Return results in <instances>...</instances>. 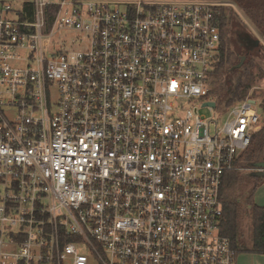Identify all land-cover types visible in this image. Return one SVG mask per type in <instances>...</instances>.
Masks as SVG:
<instances>
[{"label": "built area", "instance_id": "built-area-1", "mask_svg": "<svg viewBox=\"0 0 264 264\" xmlns=\"http://www.w3.org/2000/svg\"><path fill=\"white\" fill-rule=\"evenodd\" d=\"M217 7L0 0V264H236L221 192L264 112L205 106Z\"/></svg>", "mask_w": 264, "mask_h": 264}, {"label": "rangeland", "instance_id": "rangeland-1", "mask_svg": "<svg viewBox=\"0 0 264 264\" xmlns=\"http://www.w3.org/2000/svg\"><path fill=\"white\" fill-rule=\"evenodd\" d=\"M10 1V0H8ZM19 6H21L23 0H16ZM118 3H135L139 1L144 2H161L167 0H113ZM219 7L224 8L229 14L227 26L224 29L225 44L231 50L232 57L230 63L226 66L224 71H221L219 75H212L209 81L210 92L225 91L227 89L229 71L231 67L238 65L242 57H246L245 62L250 65H254V71L257 75L255 84L248 93L256 98L264 107V30H258L253 22L249 19L244 8L254 6L256 8L264 9V0H209ZM65 33H63L64 35ZM70 36V35H69ZM61 37V41H69L73 37ZM59 36H55L48 39V42L57 44L60 39ZM256 41H260V45H255ZM58 50L59 47L57 46ZM79 49V48H78ZM218 93V92H217ZM190 106L188 101H185L184 107ZM194 106L199 107V114L205 119H217L220 114L219 110L210 109L208 107H202L197 103ZM263 114V113H262ZM264 116V114H263ZM262 161V160H260ZM252 170V166L241 165L239 172V181L235 184V195L238 201L241 203L242 215H241V234L240 240L244 241L247 246L252 244V226L251 220L248 215L249 205L255 203L259 206H264V180L248 176L249 171ZM254 197H253V196ZM251 197V198H249ZM248 202L250 204L248 205ZM246 255H253L245 253ZM239 257V255H238ZM252 256H247V264H264V258H255L251 260ZM238 264V258L237 262Z\"/></svg>", "mask_w": 264, "mask_h": 264}, {"label": "trees", "instance_id": "trees-1", "mask_svg": "<svg viewBox=\"0 0 264 264\" xmlns=\"http://www.w3.org/2000/svg\"><path fill=\"white\" fill-rule=\"evenodd\" d=\"M26 10L30 16H33L32 3L27 4ZM55 10V6L48 7L47 16L49 18V23L53 21V14ZM244 10L255 27L260 31L264 30V9L249 6L245 7ZM216 13L223 32V42L218 63L216 64L215 71L212 74L215 76L219 75L221 71L226 69V66L230 63L232 57L231 50L225 44L224 33V29L226 28L227 21L229 19V14H227L224 8L219 6L216 8ZM236 66L237 65L231 67L230 69L227 68V71H229L227 89H225V91H217L218 93L210 92L209 98L216 104L230 106L234 103L245 100L249 91L255 84L257 75L254 71V65H250L245 62L239 69H237ZM262 109L264 112L263 106ZM258 162H264V125L263 128L254 136L250 148L240 158L239 164L243 166H253V164ZM239 176V172L237 171L229 172L225 176L221 192L224 207L222 231L226 237L231 239L233 246L239 253L264 255V207L255 203L250 204V202H248V205H250L248 206L249 209L247 212L252 226L251 246H247L246 243L241 241L239 238L241 234L242 207L235 195L234 189L236 182L239 181ZM258 181L260 182L261 180Z\"/></svg>", "mask_w": 264, "mask_h": 264}, {"label": "water", "instance_id": "water-1", "mask_svg": "<svg viewBox=\"0 0 264 264\" xmlns=\"http://www.w3.org/2000/svg\"><path fill=\"white\" fill-rule=\"evenodd\" d=\"M255 45L258 47L260 45V41H256ZM246 57H242L240 60V63L236 66L237 69L241 68L243 64L245 63ZM205 106H210V107H215L216 103L215 102H208L205 103ZM248 176L259 179V180H264V162H258L253 164L252 170L249 171Z\"/></svg>", "mask_w": 264, "mask_h": 264}, {"label": "crops", "instance_id": "crops-1", "mask_svg": "<svg viewBox=\"0 0 264 264\" xmlns=\"http://www.w3.org/2000/svg\"><path fill=\"white\" fill-rule=\"evenodd\" d=\"M264 207V206H261ZM247 256H252L251 260L255 259V258H264V255H246L245 253H239V257H238V264H247Z\"/></svg>", "mask_w": 264, "mask_h": 264}]
</instances>
